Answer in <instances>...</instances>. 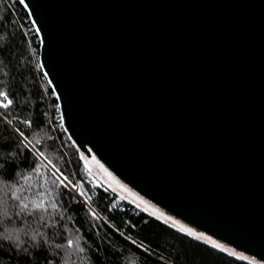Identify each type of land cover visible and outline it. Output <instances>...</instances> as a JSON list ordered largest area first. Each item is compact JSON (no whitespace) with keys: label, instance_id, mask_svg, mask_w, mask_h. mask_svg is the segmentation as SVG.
Listing matches in <instances>:
<instances>
[{"label":"water","instance_id":"1","mask_svg":"<svg viewBox=\"0 0 264 264\" xmlns=\"http://www.w3.org/2000/svg\"><path fill=\"white\" fill-rule=\"evenodd\" d=\"M25 2L78 158L264 258V0Z\"/></svg>","mask_w":264,"mask_h":264},{"label":"trees","instance_id":"2","mask_svg":"<svg viewBox=\"0 0 264 264\" xmlns=\"http://www.w3.org/2000/svg\"><path fill=\"white\" fill-rule=\"evenodd\" d=\"M31 28L28 15L18 2L0 0V88L14 94L18 102L11 109L13 116L19 114L22 118L33 120V127L28 129L15 120L13 125H7L0 118V141L13 142L12 138L16 135L13 127H20L29 134L30 139L31 133H37L43 141L42 150L54 163L66 173L75 172L76 178H81L83 166L78 154L64 131H59V123L54 121V115L57 113L54 105L57 102L38 67L39 41L30 32ZM47 121H51V124ZM49 136L51 139L47 138ZM13 143L18 144V139ZM8 150L15 149H0V152L6 155ZM32 160L25 150L15 157L18 167L14 168L9 164L0 169V210L11 203L9 187L19 182L15 172L30 168ZM86 179L85 177V181ZM32 180L36 181L37 177L34 176ZM90 194L93 209L101 219L94 220L88 214L81 198L77 197L80 201L77 203L70 197H62L61 208L66 210L62 220L59 211L48 210L55 220L60 221L57 227L41 228L37 223L39 216L43 214L44 220H49L48 214L43 212L27 218L24 226H30V231L33 228L44 231L53 248L56 243L64 244L68 238L79 236L81 246L85 247L86 251L81 254L83 261L75 254L71 257L75 264H245L190 240L144 215L125 201H117V207L109 212L108 207L115 194L105 192L103 187ZM144 221L149 222L145 224ZM22 222L14 218L11 223L0 224V232L4 228H20ZM121 232L124 233L123 236L120 235ZM21 236L23 238V229ZM132 239H135L137 244H144L150 251L144 252L137 245H132ZM25 255L22 252L17 253L0 238V264H26ZM47 258L54 259L51 255ZM38 259L40 264H44L42 258ZM32 264H35V261H32ZM54 264H60L59 257L54 259Z\"/></svg>","mask_w":264,"mask_h":264},{"label":"snow or ice","instance_id":"3","mask_svg":"<svg viewBox=\"0 0 264 264\" xmlns=\"http://www.w3.org/2000/svg\"><path fill=\"white\" fill-rule=\"evenodd\" d=\"M14 2H18L25 9L29 7V4L26 3L25 0H14ZM33 7H35V5H33ZM28 16L30 18L31 13H29ZM31 25L32 28L30 32H32L40 43H44V41L40 39L41 29L36 27V21H31ZM50 43L51 41L49 40V44ZM0 51H2V49H0ZM38 67L43 69L45 65L39 64ZM48 75L47 72H44L43 78L47 79ZM47 83L52 85L53 81L47 80ZM52 95L56 96L58 100L60 99V96L57 95L54 88L52 89ZM17 103L14 94H10L8 91L0 88V109L3 110L0 111V118H2V122L11 126L15 120L26 126V128L31 129L33 127V120L22 118L19 114L15 116L12 115L11 109ZM54 108L57 114H59L61 121L59 126L63 128L65 118L60 114L61 105L55 104ZM47 123L51 124V121H47ZM12 130L16 134L12 140L14 142L18 139V144L0 141V149H15L8 150L6 155L0 152V169H4L9 164L13 165L14 168L18 167L15 163V157L22 154L25 150H27L33 160L30 168L15 172V175L19 177V182L13 183L9 187L11 203L0 210V224L11 223L14 218L23 222L20 228H4L3 231L0 232V238L13 247L17 253L22 252L26 254L24 256L26 264H32V261H35V264H40V259L38 258H42L44 264H54V259L56 257L60 258V264H70V262L71 264H75L74 261H71V257L74 254L78 259L83 261L81 254L85 253L86 249L81 246V238L79 236L76 238H68L64 244L56 243L53 248L44 231H39L34 228L30 231V226L25 227L24 224L27 218L35 217L38 212H43L48 214L49 220L45 221L44 215H40L37 223L40 224L41 228L48 229L57 227L60 221L55 220L48 210L52 209L59 211L60 219L62 220L64 218V212L66 211L61 208V204L63 203L62 197H70L73 202L77 203L80 202L77 200V197L81 198L83 206L88 210V214L91 215L94 220L101 219L102 217L93 209L92 195L90 194L95 189L101 187L105 189V192L110 191L115 194L108 207L109 212L117 207V201H128L142 212L147 213L149 217H154L157 221H163L164 225L169 226L171 229H176L179 233L184 234L185 237L200 242L201 245H208L211 249L221 253H227L229 256L235 257L238 260L248 261V264H264V258L257 259L255 254L246 255L245 253L249 251L245 248V251H237V247H239L237 244V247L230 246L231 244H235L234 242L222 243L221 239L214 238V236L218 234L210 235L206 231H200L195 227H190L182 220L177 219L174 215H170L163 211L161 208L157 207L156 204H153L151 200L145 199L144 196L133 191L128 184L118 179L113 172L109 171V169L101 163L100 159H97L96 155H92L89 158L84 152H79V161L83 162V177L76 178L75 172L71 174L66 173L54 163L53 159L44 150H42L43 141L38 137L37 133H31L30 139L29 134H26L20 127H13ZM47 138L51 139L50 136ZM81 147H83V145H81ZM89 151L91 152L92 149H89ZM9 157L13 159L10 160ZM42 169L43 171H41ZM34 176L37 177V180L33 182L32 178ZM85 177L87 178L86 181ZM5 184H7V181H5ZM9 209H12V211ZM148 222L149 221H144L145 224ZM110 227L112 226L110 225ZM21 229H23V238L21 236ZM117 231H119V229H117ZM77 232H79V229H77ZM120 235L123 236L124 233L121 232ZM131 244L137 245V247L143 249L144 252L150 251L144 244H137L135 239L131 240ZM98 251L99 248H97V252ZM49 255L54 259H48L47 257Z\"/></svg>","mask_w":264,"mask_h":264},{"label":"built area","instance_id":"4","mask_svg":"<svg viewBox=\"0 0 264 264\" xmlns=\"http://www.w3.org/2000/svg\"><path fill=\"white\" fill-rule=\"evenodd\" d=\"M37 69H38V68H37ZM54 121H55V122H58L59 125H60L61 122H60L59 114L56 113V114L54 115ZM59 127H60V126H59ZM59 131L62 132V131H63V128L60 127V128H59Z\"/></svg>","mask_w":264,"mask_h":264}]
</instances>
